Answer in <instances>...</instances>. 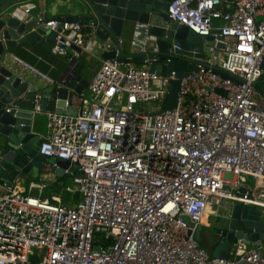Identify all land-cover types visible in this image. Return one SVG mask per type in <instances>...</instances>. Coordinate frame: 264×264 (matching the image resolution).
<instances>
[{
  "label": "built area",
  "instance_id": "built-area-1",
  "mask_svg": "<svg viewBox=\"0 0 264 264\" xmlns=\"http://www.w3.org/2000/svg\"><path fill=\"white\" fill-rule=\"evenodd\" d=\"M168 2L172 20L214 35L204 58L196 49L181 54L208 65L198 61L178 77L104 59L77 97L76 114L45 111L48 137L39 152L69 160L65 173L78 166L76 186L67 189L82 198L44 197L47 181L31 182L29 193L0 185V264H264L261 248L245 240L221 257L197 238L210 205L229 200L264 210V96L256 84L264 71V0ZM38 23L56 33L52 51L74 65L85 50L115 49L111 39L92 41L88 22L40 16ZM139 37L144 50L151 36ZM220 37L224 50L215 45ZM175 79L177 105L165 108ZM39 99L35 111L43 112Z\"/></svg>",
  "mask_w": 264,
  "mask_h": 264
},
{
  "label": "water",
  "instance_id": "water-1",
  "mask_svg": "<svg viewBox=\"0 0 264 264\" xmlns=\"http://www.w3.org/2000/svg\"><path fill=\"white\" fill-rule=\"evenodd\" d=\"M24 1L27 0H0V180L6 186H11L16 179L32 177L35 168L45 172L48 164L49 170L58 176H62L65 169L70 167L69 160L56 159L53 162L39 152L45 138L34 130L37 95H40L41 111L76 114L75 101L90 84L82 74H78L74 62L70 63L58 82L47 87L11 63L9 55L18 43L41 39L53 46L56 37V33L40 25L38 19L26 20L21 15L17 9ZM60 4L65 8L71 4L74 11L59 19L88 22L100 40H113L115 49L105 51V59L116 58L123 62L126 57H132L136 61L148 63L150 70L160 75H169L175 70L178 77L196 69L198 61L208 65L181 54H189L188 49H196L199 51L197 57L204 58L208 46L214 44V35H199L186 25L172 20L168 12V0H60ZM124 30L131 31L133 39L137 33L146 30L151 36L150 45L130 54L123 52L120 38ZM219 31L214 30L215 33ZM175 45L180 49H175ZM215 45L220 50L226 47L222 37ZM173 49L179 54L172 52ZM116 50L120 51L119 56H116ZM168 58L172 60L168 61ZM216 68L224 77H230L219 66ZM256 84L264 90V79ZM178 91L179 80H171L165 108L176 107ZM10 107L13 112L7 111ZM215 232L221 240L214 256L228 257L232 247L241 239L260 247L264 240L262 210L236 204L232 214L221 219Z\"/></svg>",
  "mask_w": 264,
  "mask_h": 264
},
{
  "label": "crops",
  "instance_id": "crops-1",
  "mask_svg": "<svg viewBox=\"0 0 264 264\" xmlns=\"http://www.w3.org/2000/svg\"><path fill=\"white\" fill-rule=\"evenodd\" d=\"M71 5V4H70ZM68 6V8L63 7L60 4V0H27L21 3V10L23 12L24 18L26 20L39 19L40 16H44L46 19L50 18H60L68 16L70 13H73V8ZM30 8V12L28 14L24 13L25 8ZM133 33L130 31L123 32L120 43L122 47V51L125 53H133L137 50H140V37L139 33H137L135 39H133ZM92 41L99 39L92 29ZM137 43V44H136ZM115 48V45H114ZM105 51H88L85 50L83 54L79 57V61L76 64L78 69V74H82L83 77L90 83L96 71L100 68L103 60L105 59L103 53ZM14 57L18 58L16 60ZM9 60L14 66H17L20 70H25L32 75L43 87L50 86L58 82L66 73L70 62L66 56H61L55 54L52 51V46L47 45L39 39L35 42L24 41L18 43L14 52L9 55ZM20 60V61H19ZM124 66L127 67L129 65H133L136 67H147L149 68V64L146 62H139L134 60L132 57H126L124 59ZM51 81H49L48 79ZM262 78V77H261ZM261 80V79H260ZM53 82V83H52ZM84 93H88V88H86ZM78 100V99H77ZM77 103V101H75ZM77 106V105H76ZM14 111V110H13ZM12 111V112H13ZM34 121L36 125L34 130L40 134L43 138L48 137V128H47V117L45 111L37 112L34 117ZM50 161L55 162L57 158L50 157L48 158ZM50 165H47V169L45 172H40L37 168H35V173L32 177H24L22 179H16L13 181V186L18 187L20 190L29 193L31 182H40L47 181L48 187L43 192L44 197H51L53 195H57L56 193V185L66 184L64 180L65 175L73 176L74 186L67 185L69 187H75V177L78 174L64 173L62 176H58L55 172L49 170ZM4 182L0 180V185H3ZM33 194H38L37 189H33L31 191ZM77 192H74V194ZM76 196V195H75ZM72 196L69 201H65L64 198L60 197L65 203H75L77 202ZM80 200V199H79ZM236 204H242L236 201L226 200L221 206L210 205L207 213L205 214L202 226L200 228V236L199 243L206 248V250L214 255V251L216 246L219 244L221 237L215 232L218 228L220 221L222 218L229 217L232 214V210L236 206ZM244 205V204H243ZM250 206V205H249ZM255 207V206H251ZM260 209L259 207H256ZM261 210V209H260ZM264 219V217H262ZM253 245V244H250ZM261 251L264 252V240L261 243Z\"/></svg>",
  "mask_w": 264,
  "mask_h": 264
},
{
  "label": "rangeland",
  "instance_id": "rangeland-1",
  "mask_svg": "<svg viewBox=\"0 0 264 264\" xmlns=\"http://www.w3.org/2000/svg\"><path fill=\"white\" fill-rule=\"evenodd\" d=\"M263 79H264V71H263V75H262L261 80H263ZM258 89L261 91V93L264 96V90L262 88H260L259 86H258ZM73 167H74V169H76L74 173L75 174H79V171L77 169L78 166L75 164V165H73ZM64 180L66 181V184H63V185L57 184L56 185V193L58 195H60V197L64 198L65 201H69V199L72 196H75L76 195L74 198L76 199V201L77 200L79 201V199L82 198V194L80 192H77V193L74 194L73 192L69 191V189H67V185L74 186L73 176H71L69 174L68 175H65ZM251 181L253 182V180H251Z\"/></svg>",
  "mask_w": 264,
  "mask_h": 264
},
{
  "label": "bare ground",
  "instance_id": "bare-ground-1",
  "mask_svg": "<svg viewBox=\"0 0 264 264\" xmlns=\"http://www.w3.org/2000/svg\"><path fill=\"white\" fill-rule=\"evenodd\" d=\"M262 217H264V210H262Z\"/></svg>",
  "mask_w": 264,
  "mask_h": 264
}]
</instances>
